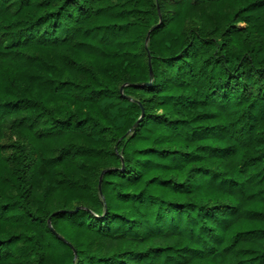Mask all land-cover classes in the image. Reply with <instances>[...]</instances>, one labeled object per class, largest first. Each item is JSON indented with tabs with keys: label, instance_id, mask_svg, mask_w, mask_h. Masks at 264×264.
I'll use <instances>...</instances> for the list:
<instances>
[{
	"label": "trees",
	"instance_id": "trees-1",
	"mask_svg": "<svg viewBox=\"0 0 264 264\" xmlns=\"http://www.w3.org/2000/svg\"><path fill=\"white\" fill-rule=\"evenodd\" d=\"M0 264H264V0H0Z\"/></svg>",
	"mask_w": 264,
	"mask_h": 264
},
{
	"label": "rangeland",
	"instance_id": "rangeland-1",
	"mask_svg": "<svg viewBox=\"0 0 264 264\" xmlns=\"http://www.w3.org/2000/svg\"><path fill=\"white\" fill-rule=\"evenodd\" d=\"M10 140H15V136L9 132H5L3 137L1 138V141L3 143H6V142H9ZM2 154L8 156L10 154V150L5 149L2 151Z\"/></svg>",
	"mask_w": 264,
	"mask_h": 264
}]
</instances>
